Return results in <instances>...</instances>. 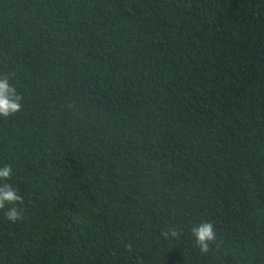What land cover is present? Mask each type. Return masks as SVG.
Instances as JSON below:
<instances>
[{
    "label": "trees",
    "instance_id": "obj_1",
    "mask_svg": "<svg viewBox=\"0 0 264 264\" xmlns=\"http://www.w3.org/2000/svg\"><path fill=\"white\" fill-rule=\"evenodd\" d=\"M9 73L0 264H264V0H0Z\"/></svg>",
    "mask_w": 264,
    "mask_h": 264
},
{
    "label": "clouds",
    "instance_id": "obj_2",
    "mask_svg": "<svg viewBox=\"0 0 264 264\" xmlns=\"http://www.w3.org/2000/svg\"><path fill=\"white\" fill-rule=\"evenodd\" d=\"M11 73L0 75V118L8 119L23 110L24 97L17 91V88L10 83ZM13 177V169L10 164L0 167V211L6 220L15 224L22 219V210L20 205L24 203V197L19 190L8 183ZM193 244L199 250L201 255H206L211 251V246L216 242V228L211 220H201L189 227ZM165 239L177 238L183 234V229H177L175 226L165 225L160 232ZM128 253H133L134 249L131 243L125 245Z\"/></svg>",
    "mask_w": 264,
    "mask_h": 264
}]
</instances>
